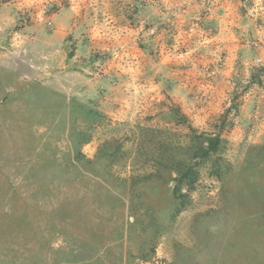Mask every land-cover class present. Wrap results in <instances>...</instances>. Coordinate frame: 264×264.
Returning <instances> with one entry per match:
<instances>
[{
	"label": "rangeland",
	"instance_id": "1",
	"mask_svg": "<svg viewBox=\"0 0 264 264\" xmlns=\"http://www.w3.org/2000/svg\"><path fill=\"white\" fill-rule=\"evenodd\" d=\"M175 160L196 170L179 193ZM12 254L264 264V0H0Z\"/></svg>",
	"mask_w": 264,
	"mask_h": 264
},
{
	"label": "trees",
	"instance_id": "2",
	"mask_svg": "<svg viewBox=\"0 0 264 264\" xmlns=\"http://www.w3.org/2000/svg\"><path fill=\"white\" fill-rule=\"evenodd\" d=\"M201 137H203L201 135ZM221 138L218 134H211L206 135L205 138H203L202 141L199 142V146L195 148V153H193L192 157L196 158L197 156H200L204 159H207L210 154H214L217 150L220 149L221 145ZM174 168L177 171V175L174 178L176 182V186L174 188V191L176 193H179V190L183 185H185L188 189L192 188L194 182H195V175L196 170L194 169V164L190 162H186L185 160H175L174 161ZM176 211H179V208L176 209ZM9 249V248H6ZM10 261H12V264H15L18 262L19 264H28L30 260L25 259V256L22 258L20 255L12 254V256H9ZM87 258L83 259H74L73 264H95L94 261L86 260ZM5 264L4 261H0V264ZM17 263V264H18Z\"/></svg>",
	"mask_w": 264,
	"mask_h": 264
}]
</instances>
